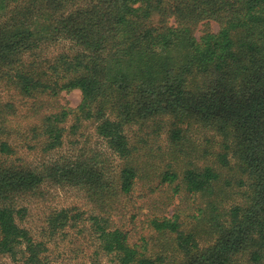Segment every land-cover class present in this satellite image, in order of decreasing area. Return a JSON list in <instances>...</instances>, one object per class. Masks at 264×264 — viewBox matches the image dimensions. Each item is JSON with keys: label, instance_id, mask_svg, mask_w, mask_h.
Returning a JSON list of instances; mask_svg holds the SVG:
<instances>
[{"label": "trees", "instance_id": "1", "mask_svg": "<svg viewBox=\"0 0 264 264\" xmlns=\"http://www.w3.org/2000/svg\"><path fill=\"white\" fill-rule=\"evenodd\" d=\"M0 84L30 101L27 131L43 152L89 121L123 161L117 174L98 152L38 170L0 138V256L47 264V241L89 229L114 264H264V0H0ZM73 89L76 109L53 104ZM191 127L220 136V149L198 151ZM195 153L219 167L231 155L242 200L210 199L192 222L179 207L150 218L151 246L112 225L119 198L155 173L172 194L224 192L230 181L216 191L219 172ZM48 180L80 188L94 210L52 209L44 240L23 225L21 202Z\"/></svg>", "mask_w": 264, "mask_h": 264}, {"label": "rangeland", "instance_id": "2", "mask_svg": "<svg viewBox=\"0 0 264 264\" xmlns=\"http://www.w3.org/2000/svg\"><path fill=\"white\" fill-rule=\"evenodd\" d=\"M217 26L215 21L212 22V30L215 31ZM198 34L199 30L197 29L196 35ZM80 102L81 93L78 89L61 91L55 101L53 100V104L57 107L67 105L75 109ZM6 103L12 106L13 113H10V109L5 107ZM0 115L5 118L2 122L9 130V134L0 133V138L6 139L5 136H7L8 141L15 148L13 156L15 162H20L19 159H22L28 166L40 170L49 163H70L78 158L89 156L93 152H98L109 158L110 172L113 174H117L123 163L111 151L106 141L95 133L94 126L89 121L82 123L76 134L66 132L64 143L60 148L49 153L43 152L40 143L32 138V135L27 131L28 126L36 121L34 118H29L32 115L30 101L1 84ZM72 122V117H70L68 124ZM133 129L134 126L129 128L128 133ZM189 136L194 147L198 148L200 152L206 150L216 153L220 149L221 138L217 134L214 135L191 127ZM158 144L161 146L165 144L164 137H160ZM227 158L228 165L226 167H219L220 164L212 153L203 155L195 153L194 159L198 167H202L205 163L211 164L219 172L220 177L216 182V191L225 186L224 180L230 181L229 187L225 188L224 192L211 197L201 196L200 193L190 195L185 190L172 194L171 189L167 188L155 173L156 175L153 174L147 180H137L132 191L119 198L117 206L111 211L112 225L128 232L132 242L140 243L141 237H144L148 246H151L155 242L156 233L147 224L150 218L170 215L174 209L179 207L181 218L192 222L191 214L194 210L197 207H205L206 202L210 199L218 202L219 207H228L232 203L239 202L242 200L240 190L244 187L237 183L239 174L235 159L231 155H228ZM39 192L38 198H25L21 202L26 207V215L22 223L35 238L46 239L42 237L45 218L54 208L78 207L86 214H90L94 210L84 191L69 184L48 180L42 183ZM47 247V264H114L112 256L101 250L96 237L89 229L79 234L69 230L64 237L57 236L47 241ZM0 264L19 263L12 262L6 256H0Z\"/></svg>", "mask_w": 264, "mask_h": 264}]
</instances>
